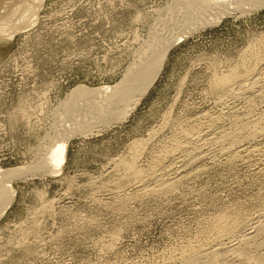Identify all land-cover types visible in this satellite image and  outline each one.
Here are the masks:
<instances>
[{"label":"rangeland","instance_id":"374dc122","mask_svg":"<svg viewBox=\"0 0 264 264\" xmlns=\"http://www.w3.org/2000/svg\"><path fill=\"white\" fill-rule=\"evenodd\" d=\"M173 1L42 0L32 28L0 41V174L25 171L0 217V264H182L238 241L218 233L219 218L240 227L250 218L248 229L264 215V138L223 152L211 141L264 112L250 94L213 84L251 68L264 74V7L187 24L126 116L103 108L112 118L98 123L81 106L64 108L77 87L117 85L143 46L173 32ZM60 139L61 173L36 170ZM160 179H172L170 189Z\"/></svg>","mask_w":264,"mask_h":264},{"label":"bare ground","instance_id":"6f19581e","mask_svg":"<svg viewBox=\"0 0 264 264\" xmlns=\"http://www.w3.org/2000/svg\"><path fill=\"white\" fill-rule=\"evenodd\" d=\"M42 3H43L42 0H0V41L6 42V43H7V41L10 42L11 38L14 37L16 34L21 33V31H24L26 29H29L32 25H35L36 20H37V14H38L39 10L41 9ZM247 5L250 8H254V9L261 8V7H264V0H174L171 3V5H169V7H168L170 9V12L172 13V17L169 16L170 17L169 22L170 23L172 22L171 27L173 28L174 31L171 33H169V31H168L169 34L164 35V37L160 41L158 40L159 38L157 37L158 42L155 41L154 43H150V44L146 45L147 48L145 46H143L145 49L142 47V49H144L143 52L142 53L138 52L139 55L136 58L137 60H136L135 64L132 62L134 65H132L127 70V72H125L122 80H120L121 82H119L117 85L113 86L112 88L111 87L110 88L109 87H101V88L90 90L86 87H77V88L73 89L70 93V98L67 100V102H65L66 105L64 103L65 110L67 112L68 111L70 112V110L73 106H75L79 110L80 106H81L80 110L83 111V112L81 111L83 114L81 112L80 113L82 115H85L88 112L90 114L94 112L93 116H94V118L95 117L97 118L98 123L99 122H101V123L107 122L106 119L109 118V120H111V118H112V115H109L110 113L107 115H105V113H107L106 111H104L105 112L104 114L102 113L103 108H106L105 110H108V109L110 110V108L114 107V108H116L115 112L118 109H120L119 112H116L115 114H113L115 119H119L120 116H126L132 109L135 108V106L141 101L143 96L150 90L152 85L155 83L157 77L159 76V73L161 72V69L163 67L164 61L166 59V56H167L169 50L173 47V45L176 42H178L179 39H181L179 37H182L185 35L184 34L185 30H187L185 27L187 24H189V25H187L189 27V26H191L190 22H192V23H194V26H197V24L206 23L207 21H209L206 19H211L212 17H214V20H216V19L218 20L225 13L227 15V13H229V12L232 13L235 9H239L240 6L247 7ZM244 9L245 8H243V10ZM236 11H238V10H236ZM202 26H203V24H202ZM179 27H181L182 29ZM152 33H154V32H152ZM161 34L159 36H161ZM151 36H153V35H151ZM151 36H150V38H151ZM262 70H264V67L262 68ZM213 84H214L216 91L218 90L219 92L221 91V92H228V93L229 92L234 93L235 91H237V94H239V95H243V94L247 93V94H250L252 98L256 99V101L258 100L259 102H261V104L264 105V74H263V72L261 73L260 71H256L254 68H251V69L243 72L239 76L222 77L221 79L216 80ZM233 95H236V94H233ZM228 97H229V95H228ZM249 99H247V100H249ZM220 102H221V99H220ZM247 102H245V104ZM251 102H253V101H251ZM254 103H255V101H254ZM235 105H238V104H235ZM253 106H255L253 103H250L248 105V108L250 111L252 110ZM246 107H247V105H246ZM228 108H230V107H228ZM238 109H239V107L237 108V111H238ZM95 110H96V112H95ZM97 110L99 112V115L95 116L98 113ZM242 110H241L240 114L242 113ZM251 112H245L244 111L243 113H248L247 115H249ZM251 114H253V113H251ZM236 115H237V113H236ZM242 116H241L242 119L240 121H239V119H238V121L235 120L236 122L233 121L234 123L232 124L231 127L227 128L225 130H222L220 127L219 129H221L222 131L219 134H217L218 136L216 138L213 137L214 139L211 140L212 144L214 142V143L221 145L222 152L227 151V150L231 151V149L233 150V148L239 146L242 143H248V142L255 141L259 138H264V112L259 116H252L251 115V116L245 117L246 116L245 115L244 116L245 118H243ZM91 117H92V114H91ZM238 117H240V115ZM92 118H91V120H92ZM235 119H236V117H235ZM85 130H86V128H85ZM185 136H187V135H185ZM202 136L205 137L204 135H202ZM197 139H195V140H197ZM60 140H61V142L58 141L59 142L58 144H56L54 147L51 146L52 148L48 149V151L49 150L50 151L47 152L46 154H44L45 156L46 155L47 156L44 157V159H45L44 162L42 161L41 163H39V166L36 167V170L37 169L46 170L47 173H49V175L57 174L62 170V164H63L64 159H65L66 147H65V139L64 140L60 139ZM258 141H260V140H258ZM258 141H256V142H258ZM52 144H55V143L52 142ZM190 144H191V142H190ZM207 145H210V144H207ZM250 145H251V143H250ZM185 147H187V146H185ZM190 151H192V150H190ZM190 151H188L189 154L193 152V151L192 152H190ZM219 151H220V149H219ZM252 152H253V148H252ZM201 154H202L201 152L198 153L199 156H202ZM211 155H213V154H211ZM190 157H191V154H190ZM210 157L214 158L213 156H210ZM218 157H219V155H218ZM199 158L201 160V157H199ZM207 159H208V157H207ZM197 160H199V159H197ZM190 162L195 163L196 159L193 162L192 161H190ZM197 163H198V161H197ZM178 165H181V164H178ZM28 169L34 170L35 168L34 167L26 168V170H28ZM128 170H130L135 177H138L140 175V173L138 175V171H136V169L133 167H129ZM173 170H171V171H173ZM23 172H25V171H22L20 169H18V170L16 169V170H11V171L8 170V172L6 171V172L0 174V217H2L6 213V211L10 208V205L12 204V200L14 199V192H13V189L11 187V181L18 180L21 177L23 178ZM175 172H176V170H175ZM177 173L179 175L182 174L183 169H181V167H180V170ZM24 174H26V173H24ZM175 174H174V176H175ZM156 175H158V174H156ZM164 176H166V175H164ZM152 178H153V176L151 177V179ZM158 178L159 177H157V182H156L157 184H159ZM160 178H162V177H160ZM138 179H140V176L138 177ZM141 181H143V180H141ZM163 181L164 182H170L169 184L164 183L166 185V187H168L166 189L167 190L170 189L169 186L171 187L173 180L170 179V180L165 181L163 179H160V182L163 183ZM152 183H154V182L152 181ZM162 183H160V187H161ZM176 183H178V182H176ZM157 186L159 188V185H156V187ZM141 187H142V185H141ZM164 188L165 187H163L162 189L164 190ZM159 189H161V188H159ZM145 190L148 191V189H145ZM145 190H144V192H145ZM153 192L155 193L157 191H153ZM261 214H263V213L261 212ZM253 219H254V217H253ZM253 219H251V220H253ZM230 220H227V218H219L218 223H217V229L219 230L218 233L221 234V236L222 235L225 237L227 236V238H228V236L233 237L236 234V236L238 237V241L235 244H231L229 246H227V245L224 246L223 244H219V245H217V247H215L213 250H211L210 252H208L206 254L184 255L183 261L181 260L182 264H264V215L259 216V218L257 220H255V222H253L252 227H250L248 229H246L247 228L246 226L248 225L250 218H249V221L246 220V221H248L246 223L247 225L246 226L244 225L246 228L240 227V224H238V222L235 223L234 221H232V220L230 221ZM242 222H241V224H242ZM242 226H243V224H242ZM229 244H230V242H229ZM182 253H184V252H182ZM202 253H204V252H202Z\"/></svg>","mask_w":264,"mask_h":264}]
</instances>
